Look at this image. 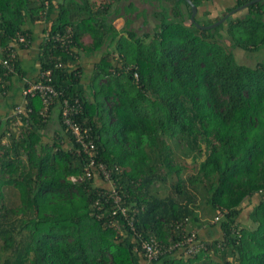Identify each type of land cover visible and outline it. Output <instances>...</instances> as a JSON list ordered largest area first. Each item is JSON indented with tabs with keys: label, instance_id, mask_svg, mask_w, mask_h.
I'll return each instance as SVG.
<instances>
[{
	"label": "trees",
	"instance_id": "trees-1",
	"mask_svg": "<svg viewBox=\"0 0 264 264\" xmlns=\"http://www.w3.org/2000/svg\"><path fill=\"white\" fill-rule=\"evenodd\" d=\"M189 1L193 21L185 0H139L149 9L0 0V48L26 40L15 50L17 74L0 83V264H264V62L235 55L264 50V0L210 29L199 26L253 0H230L214 18L203 12L212 0ZM139 19L152 31L138 34ZM58 34L70 41L54 42ZM44 71L59 93L48 116L35 97L23 106L26 126L4 120L22 103V78L36 82ZM64 99L79 101L73 119L90 128L110 183L62 124ZM110 185L132 228L101 199ZM192 234L205 251L142 256L141 241L170 247Z\"/></svg>",
	"mask_w": 264,
	"mask_h": 264
},
{
	"label": "built area",
	"instance_id": "built-area-1",
	"mask_svg": "<svg viewBox=\"0 0 264 264\" xmlns=\"http://www.w3.org/2000/svg\"><path fill=\"white\" fill-rule=\"evenodd\" d=\"M54 42H61V44L65 45V43L69 42V35H56L53 37ZM26 43L25 37L18 35L16 38L11 39V43L5 47L0 48V83H2L3 78L9 77L10 75H16V56L17 53L15 50H17L16 47H18L20 44ZM134 77L136 78V73L134 74ZM51 81V72L50 71H44L40 73L38 81L33 82L29 79L22 78L23 88L21 90V96H22V103L19 105H16L13 110L11 111V114L4 117L3 119H12L15 121L16 126H23L27 125V120H25L24 123H22V117L24 114L23 106L28 104V100L37 97L41 104V110L40 115L45 119L48 116V112L50 107L54 104L55 99L58 97V92L54 90V88L50 84ZM4 96L5 93H2ZM80 105L79 101L77 99L73 100V104H70V102L67 99H64L62 102L61 107V119L62 124L66 127V130L69 131L75 142H77L83 151L90 157L89 160V167L95 166V168L98 171V174L107 182H111V170L108 169L105 165L102 163L95 164V161L93 159V156H95V149L94 144L92 142L91 137L89 136L90 128H84L82 129L80 125L76 122L75 119H73L74 115H77L80 111ZM28 113L31 112V109H28ZM2 144H6V140L3 139L1 141ZM114 169V168H113ZM117 170V168H115ZM86 176L90 177L91 172L90 170L85 171ZM71 181L76 182L75 178H71ZM110 190L101 192L100 197L105 202L111 200L114 205L117 206V209L112 211L111 214L115 215L117 210L121 213V215L125 218V220L128 222V225L132 228V220L131 218H128L127 210L126 208L122 207L120 205L121 197L115 190V188L110 185ZM100 205L101 202L99 199L96 201V205ZM100 217V216H99ZM217 219V218H215ZM109 226L117 227L114 220H110ZM177 247H185L184 253L185 255H191L195 256L201 251L206 250V245L194 242V235L192 234L190 237L186 238L184 241L180 243H176L170 247H165L158 243L154 239H149L145 241H141L140 243V250L142 252V256L145 259L147 263H151L152 261H155L164 254L165 252L173 251Z\"/></svg>",
	"mask_w": 264,
	"mask_h": 264
},
{
	"label": "rangeland",
	"instance_id": "rangeland-1",
	"mask_svg": "<svg viewBox=\"0 0 264 264\" xmlns=\"http://www.w3.org/2000/svg\"><path fill=\"white\" fill-rule=\"evenodd\" d=\"M134 2V4L139 8L145 7L146 9H149L146 5L143 6L139 0H131ZM230 0H212V3L210 1H207V6H205L203 12H209L208 18H214L218 16V11L222 10L227 7V5H231ZM149 11V10H148ZM150 12V11H149ZM203 12H199V15L202 16ZM170 20V17L167 19ZM147 25H141V20H137L133 23L132 28L138 33H148L152 31V21H149ZM201 22V21H200ZM124 24L123 19H116L114 21V25L116 29L120 30L122 29ZM237 62L240 64L248 65V66H254L258 62H264V50L257 52L255 54L250 53H243L239 51H235ZM16 126V125H15ZM11 127L12 131L17 130L16 127ZM187 262V261H186Z\"/></svg>",
	"mask_w": 264,
	"mask_h": 264
},
{
	"label": "water",
	"instance_id": "water-1",
	"mask_svg": "<svg viewBox=\"0 0 264 264\" xmlns=\"http://www.w3.org/2000/svg\"><path fill=\"white\" fill-rule=\"evenodd\" d=\"M185 1L188 3V5H189L190 8H191V16H190V19L193 21L195 15H196V13H197L196 7H195V6H194L189 0H185ZM260 1H262V0H253V1L249 2L248 4H246V5L242 6V7L236 8L235 10H233V11L227 13V14H226L224 17H222L219 21H217V22H215V23H213V24H211V25H209V26H203V27H202V26H199V28H202V29H210V28H214V27L218 26L219 24H221V23H222L227 17L231 16L233 13L238 12L239 10L245 8V7H246L247 5H249V4H254V3H256V2H260Z\"/></svg>",
	"mask_w": 264,
	"mask_h": 264
},
{
	"label": "crops",
	"instance_id": "crops-1",
	"mask_svg": "<svg viewBox=\"0 0 264 264\" xmlns=\"http://www.w3.org/2000/svg\"><path fill=\"white\" fill-rule=\"evenodd\" d=\"M32 49L34 50V47H32L31 48V52H32ZM34 52V51H33ZM20 54L22 55V59H23V61H22V65H26V66H29V64H32V58H31V55H28V56H26L25 55V53L24 52H20ZM28 65H27V64ZM90 64V63H89ZM91 68H92V65L90 64V65H88V66H86V70H87V75H90V73H91ZM0 105L3 107L5 104H4V102H2L1 103V100H0ZM0 109H3V108H0ZM52 135V133L51 132H49V136L48 137H52L51 136Z\"/></svg>",
	"mask_w": 264,
	"mask_h": 264
}]
</instances>
